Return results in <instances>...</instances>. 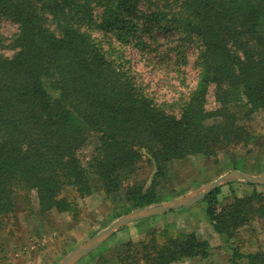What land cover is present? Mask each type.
I'll use <instances>...</instances> for the list:
<instances>
[{
    "label": "trees",
    "instance_id": "16d2710c",
    "mask_svg": "<svg viewBox=\"0 0 264 264\" xmlns=\"http://www.w3.org/2000/svg\"><path fill=\"white\" fill-rule=\"evenodd\" d=\"M96 9L118 41L136 36L145 19L138 31H174L200 42L199 78L179 115L143 92L129 61L111 59L87 31ZM1 17L17 24L18 49L0 54V225L20 212L28 218L75 213L78 199L97 192L120 198L127 212L158 203L167 198L157 188L173 162L214 157L264 137H252L231 109L240 95L251 112L264 109V0H0ZM48 74L56 76L57 95L45 86ZM210 84L219 104L213 112L205 106ZM210 117L218 119L207 124ZM144 158L155 166L147 187L133 179ZM219 192L202 199L227 242L238 228L264 220V191L226 204ZM134 244L120 264H173L210 254L195 232L161 242L150 231ZM231 248L233 264H264V249Z\"/></svg>",
    "mask_w": 264,
    "mask_h": 264
},
{
    "label": "rangeland",
    "instance_id": "374dc122",
    "mask_svg": "<svg viewBox=\"0 0 264 264\" xmlns=\"http://www.w3.org/2000/svg\"><path fill=\"white\" fill-rule=\"evenodd\" d=\"M101 11L96 9L94 25L87 31L96 37L111 59L120 55L119 57L129 61L143 92L162 104L168 112L179 115L181 106L188 100L199 78L195 60L200 42H190L183 38L184 35L174 31H138L145 19L139 20L138 32L133 33L136 36L130 37L128 41H118V37L101 26ZM17 31L16 23L5 17L0 18V54L10 57L18 49L13 38ZM55 77L52 74L44 76L45 86L51 95L58 94ZM215 92L216 85L210 84L205 94V106L212 112L219 105ZM238 98L231 108L237 112V122L244 125L252 137L264 136V109L251 112L246 98L241 95ZM217 119L207 118L206 123H214ZM255 141V137L251 138L248 144L242 143L228 150H221L214 157L198 155L173 162L167 178H162L163 181L157 188L167 198L147 207L192 196L234 170L253 176L264 175V137ZM89 149L91 150L90 147ZM236 162L239 168L234 167ZM154 172L155 166L144 158L139 162L133 179L147 187L151 184ZM217 188H220V203L226 204L254 189L264 191V184L235 177L224 180ZM77 205L79 209L75 213L50 212L42 217L28 218L25 212H20L16 219L12 217L5 220L0 225V264H61L75 249L134 211L127 212L125 203L120 198L112 200L98 192L78 199ZM205 207L206 202L202 199L187 208L156 213L155 216L125 228L126 223L106 238L108 242L105 245V241H102L77 264H120V255L129 249L133 253L136 250L134 243L144 239L150 231L161 242L183 232H195L199 238L208 241V257L198 256L200 260L183 259L184 261L173 264H233L231 246L244 254L264 249V220L257 219L238 228L235 237L227 242L214 233L212 225L204 218L207 216ZM128 242L133 244L127 245ZM137 264L145 263L140 261Z\"/></svg>",
    "mask_w": 264,
    "mask_h": 264
},
{
    "label": "water",
    "instance_id": "95a60500",
    "mask_svg": "<svg viewBox=\"0 0 264 264\" xmlns=\"http://www.w3.org/2000/svg\"><path fill=\"white\" fill-rule=\"evenodd\" d=\"M235 177H239L245 179L249 182L260 183L264 184V175L261 176H253L249 175L245 172L234 170L226 175L222 176L218 180L211 182L206 188H202L198 190L192 196H188L179 200H175L171 203H163L153 206H145V208L141 207L142 209L132 211L131 213L121 217L119 220L115 221L111 226L101 231L95 237H93L88 243L84 244L78 249H75L72 253H70L61 264H73L78 261L80 258L85 256L89 251H91L94 247L99 245L102 241H104L108 236H110L116 229L122 227L124 224L152 215L156 213H161L166 210L181 208L185 206H189L198 200L202 199L204 196L207 195L208 192L214 190L219 186L224 180L232 179Z\"/></svg>",
    "mask_w": 264,
    "mask_h": 264
},
{
    "label": "crops",
    "instance_id": "0c3cea01",
    "mask_svg": "<svg viewBox=\"0 0 264 264\" xmlns=\"http://www.w3.org/2000/svg\"><path fill=\"white\" fill-rule=\"evenodd\" d=\"M200 200H202V199H200ZM200 200H198V201H200ZM197 201V202H198ZM197 202H195V203H197ZM195 203H193V204H191V205H189V206H192V205H194ZM189 206H185V207H181V209H183V208H187V207H189ZM143 208H145V207H143ZM139 209H142V208H137V209H134V211H136V210H139ZM155 215H157V214H152V215H149V216H146V217H143V218H140V219H137V220H134V221H131V222H128L127 223V225L125 226V228L127 227V226H129V225H131V224H135V222H137V221H140V220H144V219H146V218H149V217H152V216H155ZM206 216V215H205ZM204 218H206V219H208V217L206 216V217H204ZM204 218H203V220H204ZM196 220H198V221H200V219H196ZM195 220H193V222H194ZM209 221V220H208ZM210 222V221H209ZM212 228H213V226H212ZM214 230V229H213ZM214 233H216V235L217 236H219L220 237V239L222 238L223 240H225L226 241V237L223 235V234H220V233H218V232H216L215 230H214ZM43 238V237H42ZM41 238V239H42ZM108 240V239H107ZM106 239L104 240L105 242H103V244L105 245L108 241H107ZM88 256V254H86L85 256H83L82 258H80L78 261H76L75 263H73V264H77V263H79L80 262V260H82V259H84L85 257H87ZM194 259H198V260H200V258L199 257H191V258H186L185 260L186 261H189V260H194ZM84 261V260H83ZM182 261V260H181ZM184 261V260H183ZM82 262V261H81Z\"/></svg>",
    "mask_w": 264,
    "mask_h": 264
}]
</instances>
